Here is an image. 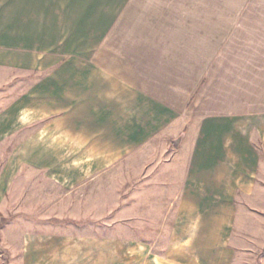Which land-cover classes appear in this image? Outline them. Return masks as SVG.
I'll list each match as a JSON object with an SVG mask.
<instances>
[{
  "label": "crops",
  "instance_id": "crops-1",
  "mask_svg": "<svg viewBox=\"0 0 264 264\" xmlns=\"http://www.w3.org/2000/svg\"><path fill=\"white\" fill-rule=\"evenodd\" d=\"M242 7L0 0V75L15 91L0 108V205L24 171L62 196L174 147L165 169L143 170L146 232L117 233L132 219L114 205L108 233L26 229L6 264H233L253 243L240 230L264 212V13Z\"/></svg>",
  "mask_w": 264,
  "mask_h": 264
},
{
  "label": "rangeland",
  "instance_id": "rangeland-1",
  "mask_svg": "<svg viewBox=\"0 0 264 264\" xmlns=\"http://www.w3.org/2000/svg\"><path fill=\"white\" fill-rule=\"evenodd\" d=\"M242 9L246 12L264 13V0H243ZM0 76L4 80L3 84H0L1 108L15 91L12 89V81L7 82L9 76L5 72ZM172 147L161 154L157 152L143 154V150L139 151L133 155L135 158L124 160L81 185L78 190L62 196L57 195L52 184L41 173L31 170V172L24 171L23 175L21 173L8 188L3 197V204L1 202L0 205V253L3 254V264L7 263L6 252L11 246L9 240L15 239L16 235L27 231L26 229H65L68 232L88 231L89 233L94 230L101 234L108 233L111 227L109 228L105 222L111 219L109 217L113 212L109 209H114V205H116V217L123 219L122 223L127 218L132 219V222L125 220V222L129 221L128 225L116 227L117 233L133 234L132 236L143 234L145 230L139 223L143 221V186L150 187L153 183L150 180L143 182V170L165 169L166 165L163 162L166 158H172L170 154L174 149ZM250 214L251 216L253 214V218H247L246 223L249 224H245L244 230L240 231L241 233L243 231L245 239L254 234L251 235L254 241L248 242V246L237 253L233 264H261L264 257V226L260 225L264 224V212L251 211ZM48 218L52 221L51 226L39 225L42 221L48 223ZM31 219L36 222L34 227L28 226L30 223L33 224ZM251 222H254L253 227ZM3 228L5 231L2 232ZM168 231L167 227L162 229L161 234L164 238ZM160 245L163 244H157Z\"/></svg>",
  "mask_w": 264,
  "mask_h": 264
},
{
  "label": "water",
  "instance_id": "water-1",
  "mask_svg": "<svg viewBox=\"0 0 264 264\" xmlns=\"http://www.w3.org/2000/svg\"><path fill=\"white\" fill-rule=\"evenodd\" d=\"M179 139H180V138H179V137H177L176 139H174V140H173V142L177 144V143H178V141H179Z\"/></svg>",
  "mask_w": 264,
  "mask_h": 264
}]
</instances>
